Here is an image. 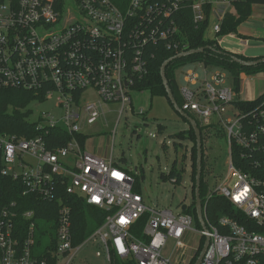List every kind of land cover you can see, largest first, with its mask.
I'll list each match as a JSON object with an SVG mask.
<instances>
[{
	"label": "built area",
	"instance_id": "built-area-1",
	"mask_svg": "<svg viewBox=\"0 0 264 264\" xmlns=\"http://www.w3.org/2000/svg\"><path fill=\"white\" fill-rule=\"evenodd\" d=\"M237 1L0 0V90L28 91L38 102L54 99L61 113L45 112L37 122L46 135L54 128L82 133L83 126L98 122L104 104L120 103V120L138 82L149 74L154 46L188 50L187 17L196 27L215 18L218 35ZM224 37L216 38L220 46ZM184 75L181 108L204 126L221 125L228 137L227 172L202 200L205 227L187 212L192 203L186 210L182 203L177 213L146 204L135 190L136 172L115 160L114 146L105 157L76 137L53 148L56 137L0 131V264H75L82 244H74L65 195L108 211L86 241L97 240L102 250L96 254L109 264L113 253L138 264H193L207 237L200 264H264V97L237 100L223 73L204 80L192 70ZM6 178L17 195L53 203L57 235L42 242L50 244L46 253L38 251L36 209L19 211L17 200L4 192ZM214 195L227 198L236 211L210 218ZM145 215L137 236L132 229Z\"/></svg>",
	"mask_w": 264,
	"mask_h": 264
},
{
	"label": "rangeland",
	"instance_id": "rangeland-1",
	"mask_svg": "<svg viewBox=\"0 0 264 264\" xmlns=\"http://www.w3.org/2000/svg\"><path fill=\"white\" fill-rule=\"evenodd\" d=\"M254 15L258 20H256V26L264 30V5H256ZM215 23V18H212L206 32V37L209 39H220L213 30ZM222 47L233 53L241 48L239 39L229 36L223 38ZM248 55L263 56L264 47L251 48ZM190 70L198 73L201 80L210 79L216 72L223 73L226 77L225 86L231 88L234 86L229 71L218 67H208L209 73L206 74L205 67L201 63H190L177 71L181 86L187 84L184 74ZM241 78L237 100H255L264 94V71L255 74L242 73ZM55 105L54 99L44 102L33 101L29 105L32 110L29 120L38 122L45 112L60 114L61 110ZM120 110V103L104 104V112L98 122L82 127V133L87 136L86 148L109 156L111 147L114 146L115 160L121 162V158L126 157V166L130 170L140 175L144 173V177L141 176V184L146 204L170 208L176 213L180 212L182 203L193 202L190 174L191 151L194 143L185 141L177 151L174 147L176 140L174 135L189 129L190 123L175 111L165 96L152 95L149 90L134 91L132 103L128 104L127 110L119 120ZM226 118H232V116L228 115ZM160 124L165 126L163 132L159 131ZM208 135L205 145L203 142L207 161L206 180L209 186L213 187L217 179L227 172L229 147L227 134L221 125L213 127ZM164 142L165 146H163ZM185 153L187 160L184 159ZM175 160L179 167L186 166L185 177L181 183L171 179L164 181L160 177L161 172H170ZM98 250L102 248L97 240L86 241L80 247L75 264H109L104 256H97Z\"/></svg>",
	"mask_w": 264,
	"mask_h": 264
},
{
	"label": "trees",
	"instance_id": "trees-1",
	"mask_svg": "<svg viewBox=\"0 0 264 264\" xmlns=\"http://www.w3.org/2000/svg\"><path fill=\"white\" fill-rule=\"evenodd\" d=\"M262 4L264 5V0H239L234 3V6L228 11L225 15V18L222 23V28L218 37L222 38L228 34H238L239 27L245 21H247L254 12V6ZM210 24V17L200 26L196 27L193 22L190 20V17H187L183 23V29L187 34V42L189 43V49H195L200 47H205V51L196 53L184 58H179L171 61L167 68L166 74L169 80V84L172 88L174 96L181 106L183 104V97L181 94V85L177 78V71L190 63H201L205 67H218L229 71L233 78L234 87L238 93H240L241 88V74H255L261 71H264V63H260L254 66H243L240 63L232 59V54H235L244 59H255L257 57H248L243 54L233 53L225 50L222 46L218 44L216 39H209L206 37V32ZM155 57L151 60L149 74L140 80L136 86L138 91L149 90L152 95L165 96L171 106L174 108L173 103L168 97L166 87L163 82L161 75V67L163 63L176 55L175 51H170L164 49L161 46H154ZM261 57V56H259ZM264 97V94L260 96L256 101ZM35 100V95L31 92L19 90V89H6L0 90V131L9 134H17L20 136L35 137L41 134L46 135L45 130L38 129V123L32 122L29 120V116L32 110L29 108V105ZM255 101H243L239 103L250 104ZM175 109V108H174ZM176 111V110H175ZM178 112V111H177ZM187 112V111H186ZM179 113V112H178ZM192 117L191 113L187 112ZM180 114V113H179ZM181 115V114H180ZM182 116V115H181ZM184 120L187 121L185 117L182 116ZM195 118V117H194ZM201 128L203 142L209 136L210 130L214 127L204 126L201 124L198 118H195ZM165 126L163 124L159 125V131L163 132ZM50 138L56 137L55 142L52 147H60L66 145L70 140L76 137L80 143L84 146L86 144L87 136L83 133H75L74 135L69 134L68 132L62 130L61 128H54L49 131L46 135ZM48 137V139H49ZM176 139L174 141V147L178 151L179 147L185 141H192L194 143L191 151V160H192V170H191V179H192V193H193V202L188 207L187 212L193 213L196 218V225L200 226L197 208H196V176H197V143H196V133L193 127L190 125L189 129L180 131L174 135ZM165 146V142L163 143ZM204 158H203V171L201 177V198L205 203L206 195L209 191V184L206 180L207 172V161L206 153L203 148ZM185 160L186 153H185ZM121 162L127 163L126 157L121 158ZM186 173V166L179 167L177 165V160L174 161L172 168L169 173L161 172L160 177L167 181L169 179L174 180L176 183H181L184 180ZM136 176V186L135 190L137 192H142L141 176L144 177V173L141 175L135 173ZM12 181L8 178L5 179L4 192L7 194V197L10 201L17 200L19 211H25L28 209H36V221H37V234H38V247L39 252L46 253L48 251L49 242L43 245L42 242L56 240V229L58 225V215L53 209V203L43 201L38 199L35 195H17L12 191ZM67 203L72 207V233L73 241L75 245L83 244L100 226L103 225L105 219L108 215V211L105 209L99 208L95 205L87 203V201L78 195H65ZM208 215L210 218L215 219L220 214H231L233 211H236L232 203L223 196L214 195L208 202ZM147 216H143L138 220L137 224L132 229V232L141 236L144 226L146 224ZM20 223L28 227L29 222L23 218H19ZM205 244V239H203L200 249L197 252L196 258L193 264L198 259L203 247ZM112 264H138L134 259L127 258L124 259L113 253Z\"/></svg>",
	"mask_w": 264,
	"mask_h": 264
},
{
	"label": "water",
	"instance_id": "water-1",
	"mask_svg": "<svg viewBox=\"0 0 264 264\" xmlns=\"http://www.w3.org/2000/svg\"><path fill=\"white\" fill-rule=\"evenodd\" d=\"M205 51V47H200V48H195V49H189L186 51H182L180 53H177L176 55H174L173 57L167 59L162 67H161V75L163 78V82L164 85L166 87L167 93H168V97L171 100V102L174 105V108L176 111H178L183 117H185L187 119V121L190 123V125L193 127V129L195 130L196 133V143H197V176H196V208H197V216H198V220L201 223L202 226L205 227V220H204V216H203V203H202V198H201V177H202V171H203V158H204V152H203V136H202V132H201V128L197 122V120L192 117L190 114H188L185 110H183L181 108V106L179 105V103L177 102L174 93L172 91V88L169 84V80L166 74V68L168 66V64L175 60V59H179V58H184L196 53H200ZM232 59L238 63H240L243 66H254L260 63H264V55L261 57H257L255 59H244L241 58L235 54H232ZM183 210L187 209V205L184 204L183 205ZM210 243V238L207 237L204 247L198 257V259L196 260V262L194 264H200L205 253L206 250L209 246Z\"/></svg>",
	"mask_w": 264,
	"mask_h": 264
},
{
	"label": "crops",
	"instance_id": "crops-1",
	"mask_svg": "<svg viewBox=\"0 0 264 264\" xmlns=\"http://www.w3.org/2000/svg\"><path fill=\"white\" fill-rule=\"evenodd\" d=\"M255 6H254V9H255ZM256 20L257 18L255 17L254 12H253V15L247 21L241 24V26L239 27V33L235 34L234 37L232 36V38L239 39L240 46H241V48L235 50L234 53L243 54L248 57H259L258 55L256 56L248 55V52L251 48L264 47V43H262L264 42V30L263 28L260 29L258 26H256L257 24ZM245 41H248V43H246ZM105 157H108V155ZM122 164L126 165L123 162Z\"/></svg>",
	"mask_w": 264,
	"mask_h": 264
}]
</instances>
